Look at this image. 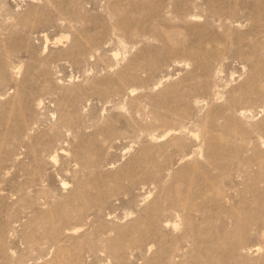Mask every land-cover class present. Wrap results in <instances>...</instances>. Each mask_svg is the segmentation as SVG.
<instances>
[{"label": "rangeland", "instance_id": "374dc122", "mask_svg": "<svg viewBox=\"0 0 264 264\" xmlns=\"http://www.w3.org/2000/svg\"><path fill=\"white\" fill-rule=\"evenodd\" d=\"M0 264H264V0H0Z\"/></svg>", "mask_w": 264, "mask_h": 264}, {"label": "bare ground", "instance_id": "6f19581e", "mask_svg": "<svg viewBox=\"0 0 264 264\" xmlns=\"http://www.w3.org/2000/svg\"><path fill=\"white\" fill-rule=\"evenodd\" d=\"M174 227H176V225L174 224Z\"/></svg>", "mask_w": 264, "mask_h": 264}]
</instances>
